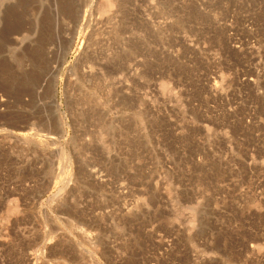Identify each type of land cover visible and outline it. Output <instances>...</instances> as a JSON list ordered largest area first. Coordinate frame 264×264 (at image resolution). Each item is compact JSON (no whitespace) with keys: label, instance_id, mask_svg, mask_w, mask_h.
Listing matches in <instances>:
<instances>
[{"label":"rangeland","instance_id":"obj_1","mask_svg":"<svg viewBox=\"0 0 264 264\" xmlns=\"http://www.w3.org/2000/svg\"><path fill=\"white\" fill-rule=\"evenodd\" d=\"M0 264H264V0H0Z\"/></svg>","mask_w":264,"mask_h":264},{"label":"bare ground","instance_id":"obj_2","mask_svg":"<svg viewBox=\"0 0 264 264\" xmlns=\"http://www.w3.org/2000/svg\"><path fill=\"white\" fill-rule=\"evenodd\" d=\"M105 4H107V3H105Z\"/></svg>","mask_w":264,"mask_h":264}]
</instances>
